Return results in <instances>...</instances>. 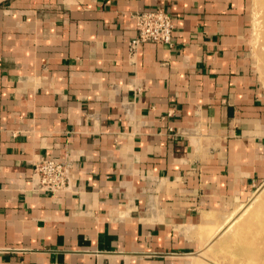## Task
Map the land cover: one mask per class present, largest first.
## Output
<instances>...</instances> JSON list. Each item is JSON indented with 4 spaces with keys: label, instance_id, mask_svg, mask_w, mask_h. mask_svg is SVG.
Masks as SVG:
<instances>
[{
    "label": "crops",
    "instance_id": "crops-1",
    "mask_svg": "<svg viewBox=\"0 0 264 264\" xmlns=\"http://www.w3.org/2000/svg\"><path fill=\"white\" fill-rule=\"evenodd\" d=\"M162 6L171 45L131 54ZM246 0H0V264H195L207 213L264 179ZM74 158L65 192L39 158Z\"/></svg>",
    "mask_w": 264,
    "mask_h": 264
},
{
    "label": "rangeland",
    "instance_id": "rangeland-1",
    "mask_svg": "<svg viewBox=\"0 0 264 264\" xmlns=\"http://www.w3.org/2000/svg\"><path fill=\"white\" fill-rule=\"evenodd\" d=\"M246 4L250 20L248 56L264 94V1L246 0ZM206 216L196 227L201 247L195 264H258L262 260L264 242L258 241L259 236L257 241L251 237V243L246 244L238 239L248 231L264 234V179L224 199Z\"/></svg>",
    "mask_w": 264,
    "mask_h": 264
},
{
    "label": "built area",
    "instance_id": "built-area-1",
    "mask_svg": "<svg viewBox=\"0 0 264 264\" xmlns=\"http://www.w3.org/2000/svg\"><path fill=\"white\" fill-rule=\"evenodd\" d=\"M135 20L136 34L128 42V49L135 54L144 42L171 45L174 23L171 14L162 6L132 13ZM75 161L69 154L62 157L39 158L32 165L30 175L34 190L54 195L65 192L72 179Z\"/></svg>",
    "mask_w": 264,
    "mask_h": 264
},
{
    "label": "bare ground",
    "instance_id": "bare-ground-1",
    "mask_svg": "<svg viewBox=\"0 0 264 264\" xmlns=\"http://www.w3.org/2000/svg\"><path fill=\"white\" fill-rule=\"evenodd\" d=\"M254 1V0H253ZM262 1H264V0H261V2ZM257 2V1H256ZM258 2H259V0H258ZM249 229H251V228H249ZM249 229H247V230H249ZM240 235H242V234H240ZM256 236H259L261 239L260 240H258V239H256ZM264 234L262 233V231H260V230H255V231H248V232H245L244 233V235L242 236V238H240V239H238V241L240 240H243V241H245V242H243V243H251V241L249 242V240H250V238L252 237L254 240H258V241H262V242H264ZM255 237V238H254ZM253 242V241H252ZM260 250V249H259ZM236 261V260H235ZM234 261V262H235ZM227 264V263H226ZM241 264V263H240ZM258 264H264V257L262 258V260H260V262L258 263Z\"/></svg>",
    "mask_w": 264,
    "mask_h": 264
}]
</instances>
